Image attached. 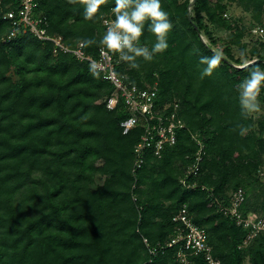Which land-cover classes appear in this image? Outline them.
I'll return each mask as SVG.
<instances>
[{
	"label": "trees",
	"instance_id": "obj_1",
	"mask_svg": "<svg viewBox=\"0 0 264 264\" xmlns=\"http://www.w3.org/2000/svg\"><path fill=\"white\" fill-rule=\"evenodd\" d=\"M34 2V16L46 19L50 35L70 48L95 39L81 49L98 57L102 18L114 0L93 20L67 0ZM231 3L264 28V0H161L173 25L167 50L151 61L138 58V68L121 59L116 64L127 81L154 86L159 104L178 103L185 124L174 145L160 155L148 152L133 171L142 128L123 134V103L106 107L113 85L87 60L54 53L51 40L28 30L4 40L11 28L4 14L18 10L20 0H0V264H181L180 243L168 244L173 216L183 208L205 230L211 255L222 264H244L246 257L264 264V231L244 245L249 230L224 212L238 188L245 191L243 216L264 208V116L242 114L237 88L251 68L264 70V39L242 41L244 29L224 16ZM215 28L229 31L222 52L214 47ZM155 40L146 24L139 43L151 49ZM232 46L255 63L242 68ZM216 52L219 66L201 78L207 67L201 59ZM196 139L204 153L185 186L181 179L194 162ZM188 259L208 264L202 253Z\"/></svg>",
	"mask_w": 264,
	"mask_h": 264
},
{
	"label": "built area",
	"instance_id": "obj_2",
	"mask_svg": "<svg viewBox=\"0 0 264 264\" xmlns=\"http://www.w3.org/2000/svg\"><path fill=\"white\" fill-rule=\"evenodd\" d=\"M35 6L34 0H20L18 10L5 12L4 18L11 21V28L5 35L4 40H11L20 31L28 30L41 40H51L54 43L53 50L55 53L59 49L63 52H73L77 58L87 60L93 68L103 74V78L108 80L114 87L106 100V107L112 110L123 103L127 110L128 116L120 122L123 134H127L138 126L142 128L139 140L134 146L133 171L142 166L148 152L160 155L165 146H172L176 143L177 131L185 126L184 122L177 117L178 103H173L172 108H170L172 105L169 102L159 104L154 86L142 88L127 81L124 75H120L116 71V64L119 62L120 57L115 58L104 46L99 49L98 57L95 58L84 53L80 46L81 42H78L75 48H70L63 43L61 36L50 35L46 28V19L34 16ZM113 19L115 18L109 14L102 18L105 31V21ZM196 141L199 148L195 154L194 162L188 167L181 179L182 184L185 186H190L188 178L197 174L204 153V144L199 139H196ZM259 175L264 180V168L259 169ZM244 199L245 191L242 188L236 189L231 194L230 205L224 208V212L234 217L238 225L249 230L243 242L246 245L249 240L264 231V208L261 213L251 212L243 216L239 211V207ZM173 221L177 224L174 236L168 245L180 243L177 256L181 264H188L190 262L188 256L193 253H202L208 264H222L220 260L211 255V248L206 241L205 230L191 221L185 208L173 216ZM144 240L148 243L147 239ZM150 251L151 253L156 252L153 248Z\"/></svg>",
	"mask_w": 264,
	"mask_h": 264
},
{
	"label": "clouds",
	"instance_id": "obj_3",
	"mask_svg": "<svg viewBox=\"0 0 264 264\" xmlns=\"http://www.w3.org/2000/svg\"><path fill=\"white\" fill-rule=\"evenodd\" d=\"M69 4L83 6V18L93 20L100 7L107 0H67ZM112 13L115 19L105 21L106 32L99 43L109 51L118 53L122 61L129 63L132 68H138V58L151 61L156 54L163 53L168 48L167 37L173 25L168 13L162 8L161 0H114ZM156 40L151 49L139 43L143 35L145 25ZM97 43L95 39L81 41V47H88ZM243 60L242 68L248 69L255 60H248L244 51L240 52ZM222 54L216 52L212 57H204L201 63L207 65L201 73V78L210 76L213 70L219 66ZM264 85V70L259 67L251 68L249 75L237 86L239 104L242 114L247 116L261 111L258 97ZM237 127H240L239 125ZM246 129L240 127V134L246 133Z\"/></svg>",
	"mask_w": 264,
	"mask_h": 264
},
{
	"label": "rangeland",
	"instance_id": "obj_4",
	"mask_svg": "<svg viewBox=\"0 0 264 264\" xmlns=\"http://www.w3.org/2000/svg\"><path fill=\"white\" fill-rule=\"evenodd\" d=\"M112 14H113L112 12L109 13V15L113 16ZM224 16H226L227 18H230V20H232V22H234L237 26L244 29L245 33L242 39L243 42H249L253 44L258 39L259 40L264 39V28H261L257 23L252 25L253 21L251 19L252 18L251 12L243 10V8L238 3H231L229 7L227 8L226 13H224ZM263 19H264V16H263ZM228 34H229V31L226 29H216V28L214 29V37L216 38V44H214V47L219 52H222V49L225 46L224 39L228 36ZM204 40L207 41L206 37H204ZM240 52H241V49L239 47L232 46V53L235 55V57H238L240 58V60H242V58L240 57ZM9 74H11L14 78H16V75H14L12 71H10ZM258 101L260 104L261 111L258 113L251 114L254 120H257V118L264 116V92H260ZM98 181H100L99 178L97 179V182ZM144 242L146 243L145 240ZM248 262H249V259L248 257H246L244 264H249Z\"/></svg>",
	"mask_w": 264,
	"mask_h": 264
},
{
	"label": "water",
	"instance_id": "obj_5",
	"mask_svg": "<svg viewBox=\"0 0 264 264\" xmlns=\"http://www.w3.org/2000/svg\"><path fill=\"white\" fill-rule=\"evenodd\" d=\"M194 1V0H193Z\"/></svg>",
	"mask_w": 264,
	"mask_h": 264
}]
</instances>
